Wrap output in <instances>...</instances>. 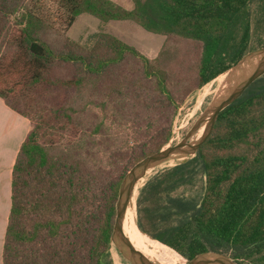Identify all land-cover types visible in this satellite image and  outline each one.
<instances>
[{"label":"trees","instance_id":"obj_1","mask_svg":"<svg viewBox=\"0 0 264 264\" xmlns=\"http://www.w3.org/2000/svg\"><path fill=\"white\" fill-rule=\"evenodd\" d=\"M83 13L166 39L153 58L103 30L70 39ZM180 40L196 46L192 57L176 52ZM261 46L264 0H0V97L31 122L12 167L3 264H113L126 171L169 141L186 97ZM61 82L78 102L52 109V127L75 135L43 141L34 103ZM106 118L136 141L113 137ZM135 204L137 227L185 258L217 251L264 264V74L219 112L195 155L148 176Z\"/></svg>","mask_w":264,"mask_h":264},{"label":"rangeland","instance_id":"obj_2","mask_svg":"<svg viewBox=\"0 0 264 264\" xmlns=\"http://www.w3.org/2000/svg\"><path fill=\"white\" fill-rule=\"evenodd\" d=\"M118 2L121 5H123L125 8L126 7L131 8L132 6V0H118ZM99 30H104L114 34L116 37L128 43L129 45L133 46L141 54H143L148 58H153L157 55L159 49L162 46V43L166 39L164 35L147 31L139 24L130 20L102 21L87 13L80 14L73 23V25L67 30L66 34L70 39L77 40L79 42H84L90 34L97 32ZM174 46H177L178 48L176 52L183 51L187 54L189 58L190 56L192 57V55L194 54L192 50L194 51V49L196 48L194 44L192 45L188 41H182V40L175 41ZM54 73L61 80H65L66 78L69 77L70 67L57 66ZM227 76H229V73L227 72L220 74L219 76H217L210 82L204 84L202 87H200L199 89L194 91L191 95L185 98L184 102L181 104V106L179 107L176 113L173 122L174 127L172 128L173 131L171 133L169 141L164 145V147L178 142L185 135L186 131L190 128V126L192 125L194 120L198 117L200 112H202L203 109L207 106V104H209V102H211V100L216 96V94L220 92V89H222V86ZM206 88L207 90L205 91ZM78 95L79 93L74 88L68 87L66 86V84L61 82L60 85L51 88L46 96L44 95L38 96V99L34 103L35 112L41 119H44V121L48 123V125H45L48 127L47 128L48 131L41 135L40 137L41 140L44 141L52 138L56 139L57 135H59L58 139H62V138L69 139L75 135V133L73 132V130L69 125H67L63 129H60L59 131H57V128L52 127L57 125V122L55 123L52 122L51 111L57 106L69 104L72 102H78L77 99ZM94 110L98 111V109H94ZM105 122L107 126L110 128V131L113 132V137H116L117 139H121L123 140V142L125 141L128 146L132 145L136 141L133 133L130 132V130L127 129L126 126H121L111 123L110 120L107 118ZM201 130H202V126L191 137V139H195L200 134ZM176 161L177 159H173V161L163 162L155 166L153 169L148 171L144 181L148 178V176H150L154 172L166 166H171ZM137 192L138 190L135 192L133 197V204L135 207V212H134L135 223H136L135 198ZM135 247L140 251H142L145 255H147L151 259L157 261L156 255L152 251L143 249L139 246H135ZM109 257L112 260L113 264H131L115 245H112V247L109 248ZM180 261H183L182 256H180Z\"/></svg>","mask_w":264,"mask_h":264},{"label":"water","instance_id":"obj_3","mask_svg":"<svg viewBox=\"0 0 264 264\" xmlns=\"http://www.w3.org/2000/svg\"><path fill=\"white\" fill-rule=\"evenodd\" d=\"M225 72L229 73L224 81L225 85L223 84L220 92L200 112L185 135L178 142L163 146L158 151L139 159L126 171L121 180L115 202V217L108 247L115 245L131 264H163L137 249L124 232L123 219L135 186L155 166L171 159H177L174 163L176 164L195 155L200 145L211 134L219 112L236 100L254 80L264 74V46L248 51ZM201 126L200 134L195 139H191ZM140 232L143 233L141 230ZM143 234L147 235L146 233ZM157 241L166 245L159 240ZM168 247L182 256L172 247ZM182 258L183 261L176 264H237L226 253L217 251L200 253L192 258L183 256Z\"/></svg>","mask_w":264,"mask_h":264},{"label":"crops","instance_id":"obj_4","mask_svg":"<svg viewBox=\"0 0 264 264\" xmlns=\"http://www.w3.org/2000/svg\"><path fill=\"white\" fill-rule=\"evenodd\" d=\"M112 1L124 7L118 0ZM30 128L29 118L12 109L0 97V264H3L2 250L11 206L12 167L19 147Z\"/></svg>","mask_w":264,"mask_h":264},{"label":"bare ground","instance_id":"obj_5","mask_svg":"<svg viewBox=\"0 0 264 264\" xmlns=\"http://www.w3.org/2000/svg\"><path fill=\"white\" fill-rule=\"evenodd\" d=\"M207 88L205 89V91ZM173 161V159L169 160ZM146 176V175H145ZM145 176L135 186L133 196L126 209L125 216L123 219V229L125 234L129 237L134 246H139L143 249L150 250L156 255V260L163 264H176L180 262V256L166 245L161 244L157 240L151 239L145 236L138 229L135 220L134 212L135 207L133 204V197L138 187L143 184Z\"/></svg>","mask_w":264,"mask_h":264},{"label":"built area","instance_id":"obj_6","mask_svg":"<svg viewBox=\"0 0 264 264\" xmlns=\"http://www.w3.org/2000/svg\"><path fill=\"white\" fill-rule=\"evenodd\" d=\"M173 127H174V125H173ZM173 131V130H172Z\"/></svg>","mask_w":264,"mask_h":264}]
</instances>
